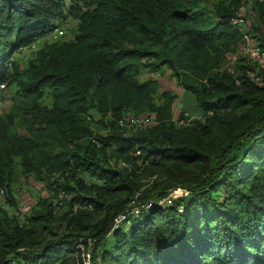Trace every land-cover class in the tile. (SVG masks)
Wrapping results in <instances>:
<instances>
[{"label": "trees", "instance_id": "trees-1", "mask_svg": "<svg viewBox=\"0 0 264 264\" xmlns=\"http://www.w3.org/2000/svg\"><path fill=\"white\" fill-rule=\"evenodd\" d=\"M252 1L264 28V0ZM66 2L0 0V84L15 87L0 116L5 204L16 207L18 172L74 183L19 210L23 220L0 205V264H78L80 238L96 241L99 264H264V70L238 55L236 76L222 71L242 43L232 21L247 0ZM66 14L73 39L43 41L20 69L13 54ZM167 71L197 99L200 115L182 113L184 125L173 121L176 96L159 95L154 76ZM129 113L157 124L128 135L117 122ZM136 194L152 207L112 231Z\"/></svg>", "mask_w": 264, "mask_h": 264}, {"label": "rangeland", "instance_id": "rangeland-1", "mask_svg": "<svg viewBox=\"0 0 264 264\" xmlns=\"http://www.w3.org/2000/svg\"><path fill=\"white\" fill-rule=\"evenodd\" d=\"M84 0H79L78 3H75L71 0H67L66 5L67 8L72 7H79ZM253 7V1L247 0V4L245 8L241 9L240 14L241 16L246 20V32L252 36H255L256 38H252L251 36V42L252 44L259 45V42L257 41L259 38H264V28L258 21V17L255 13L252 12ZM67 15V21L66 23L59 25L58 30L62 31L64 33V36L59 38L61 41H70L73 39L74 34L76 33V24L77 21L73 18H71V15ZM254 31V32H253ZM258 35V36H257ZM261 36V37H260ZM46 41L47 43L50 42L49 38L43 39L42 41H37L33 43L34 48H24L19 50L18 52L13 54V61L16 63V65L23 69L27 66L28 62L33 59L35 53L41 48L42 42ZM245 58V57H244ZM148 77H150L148 74H144V76L141 78V80H145ZM160 85V91L159 95H161L162 92L167 91L172 93L176 96V100L173 104V115L174 118L177 119L182 113H187L189 117L191 118H197L200 115V109L197 104L196 97L191 93H185L183 89L176 84L175 80L170 76V73L167 71L164 74L155 75L154 76ZM15 87H9L6 89L5 93V108L3 112L0 114V116L6 114L11 105H12V96L14 94ZM51 98L48 95V92H46L45 97L42 101V103L46 106L51 105ZM131 115V113H129ZM98 116L94 115V120H97ZM134 132V131H132ZM96 135H101V132L95 133ZM133 134L131 132L128 133ZM123 166V164H121ZM19 178L18 181L12 185V193L11 197L16 203L15 208H9L5 204L6 196L3 194H0V205L6 210L7 214L9 216H15L19 218L20 220L24 219V216L20 214V208L22 209L24 204L27 202L28 199L32 200L34 203H36L38 200L43 199H50L53 195V192L51 188L55 187H62L66 185H73V182L66 183L65 180L62 179H55L51 182L47 180V178L43 177H35V176H29V177H22L20 172H18ZM146 181H152L144 179V182ZM149 182V183H150ZM53 183V185H52ZM183 194V191L181 190H175L171 191L169 193L168 198H166L165 201L160 202L159 208L166 209L171 206V202L175 200L177 197ZM71 196H68L66 200V204L62 206V208H59L56 212L57 217H60L64 215L68 210L67 202L70 201ZM60 200V199H59ZM56 203V201H54ZM63 226V223L60 224ZM128 226H126L127 228ZM112 237L107 239L108 244L111 243ZM99 263V260H97Z\"/></svg>", "mask_w": 264, "mask_h": 264}, {"label": "built area", "instance_id": "built-area-1", "mask_svg": "<svg viewBox=\"0 0 264 264\" xmlns=\"http://www.w3.org/2000/svg\"><path fill=\"white\" fill-rule=\"evenodd\" d=\"M232 24L239 27L241 32L243 33V40L241 45L239 46L238 54L231 55L227 58L224 66L222 67V71L227 72L230 75L236 76V61L237 56L245 57L248 64L251 67H255L257 65L260 69L264 70V50L259 46L252 44L251 36L246 32V20L239 13L237 18L232 21ZM64 33L60 30L53 31L50 36H48L49 40L56 41L61 38ZM32 48H34L32 46ZM249 77L255 81L259 82V78H256L254 73H249ZM236 85H239V82H236ZM6 85L0 84V114L3 112L5 108V93H6ZM184 116H187L186 114ZM178 125H184L183 120H179L178 118H173ZM157 124L156 120L148 115L144 116H134L133 114L122 117L117 125L121 130H127L129 132L135 131L137 129H147L152 128ZM131 130V131H130ZM0 194L3 195L4 192L0 191ZM138 194L135 195L134 199L130 202L129 210L125 213L119 215L114 219L112 231L121 228L123 225H128L133 218H138L141 216L142 212L148 211L152 204L151 202L146 203L144 205L137 204ZM35 205V203L28 199L24 204L23 208L20 209L23 214H29L31 208ZM95 240L92 238H88L84 240L80 238L78 241V250H79V261L78 264H99L98 261L93 259L92 249L95 244Z\"/></svg>", "mask_w": 264, "mask_h": 264}, {"label": "clouds", "instance_id": "clouds-1", "mask_svg": "<svg viewBox=\"0 0 264 264\" xmlns=\"http://www.w3.org/2000/svg\"><path fill=\"white\" fill-rule=\"evenodd\" d=\"M56 30H57V29H56ZM63 36H64V35H63ZM63 36H62V37H63ZM32 46L34 47V45H32ZM32 46H31V48H32Z\"/></svg>", "mask_w": 264, "mask_h": 264}]
</instances>
